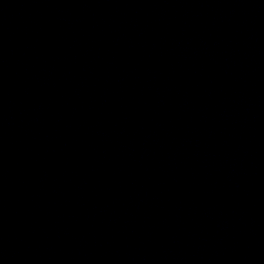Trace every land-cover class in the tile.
<instances>
[{"label":"water","instance_id":"1","mask_svg":"<svg viewBox=\"0 0 264 264\" xmlns=\"http://www.w3.org/2000/svg\"><path fill=\"white\" fill-rule=\"evenodd\" d=\"M0 264H264V0H0Z\"/></svg>","mask_w":264,"mask_h":264}]
</instances>
